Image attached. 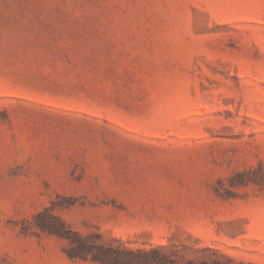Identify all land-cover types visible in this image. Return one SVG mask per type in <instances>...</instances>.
<instances>
[{
    "label": "rangeland",
    "instance_id": "374dc122",
    "mask_svg": "<svg viewBox=\"0 0 264 264\" xmlns=\"http://www.w3.org/2000/svg\"><path fill=\"white\" fill-rule=\"evenodd\" d=\"M52 215L264 264V0H0V264H100Z\"/></svg>",
    "mask_w": 264,
    "mask_h": 264
},
{
    "label": "trees",
    "instance_id": "16d2710c",
    "mask_svg": "<svg viewBox=\"0 0 264 264\" xmlns=\"http://www.w3.org/2000/svg\"><path fill=\"white\" fill-rule=\"evenodd\" d=\"M41 213L37 214V217ZM56 221H36L37 225L45 231L55 233L68 238L69 245L66 248L68 257L90 259L100 264H253L224 254L223 252L209 247L196 248L194 252L211 251L214 257L211 259L190 258L184 252H165L163 247L151 249L117 248L105 243H95L88 235L81 236L65 227V224L57 216L52 215ZM74 236V238H72Z\"/></svg>",
    "mask_w": 264,
    "mask_h": 264
}]
</instances>
